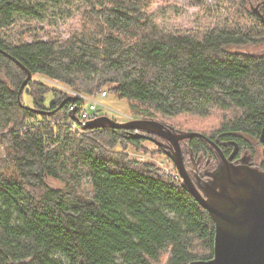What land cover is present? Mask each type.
I'll list each match as a JSON object with an SVG mask.
<instances>
[{
  "label": "trees",
  "instance_id": "trees-1",
  "mask_svg": "<svg viewBox=\"0 0 264 264\" xmlns=\"http://www.w3.org/2000/svg\"><path fill=\"white\" fill-rule=\"evenodd\" d=\"M43 1L57 8L64 0ZM76 1L91 19L67 39L14 45L0 40V264L211 259L209 213L179 180L116 151L128 144L143 151L147 139L122 129H85L78 118L83 98L60 106L69 92L34 76L81 96L106 89L128 100L138 116L173 128L166 120L217 111L223 115L218 129L201 134L226 157L235 146L236 157L254 153L246 138L259 141L264 124V51L242 49L264 44V0H238L260 31L212 29L200 38L161 32L144 15L148 0ZM38 6L0 0V30L16 16L38 17ZM3 52L31 73L21 103L17 94L27 74ZM182 143L188 149L182 150L185 167L188 157L196 173L199 156L216 161L202 139ZM259 169L264 171V153ZM46 178L63 187L51 188Z\"/></svg>",
  "mask_w": 264,
  "mask_h": 264
},
{
  "label": "rangeland",
  "instance_id": "rangeland-1",
  "mask_svg": "<svg viewBox=\"0 0 264 264\" xmlns=\"http://www.w3.org/2000/svg\"><path fill=\"white\" fill-rule=\"evenodd\" d=\"M27 3L39 5L38 17H19L16 16L14 24L0 30V40L6 44H19L21 42H31L33 40L47 41L50 39L61 38L67 39L71 34L78 33L85 26L89 13L84 4L76 0H64L59 7L51 8L44 3L43 0H24ZM149 5L143 11L145 17L157 26L161 32L187 35L193 38H200L203 34L212 29H220L226 31H260L258 26L244 15L243 8L239 5L238 0H148ZM87 10V11H86ZM88 23V22H87ZM247 52L264 51V44L254 47L242 49ZM35 80H41L48 83L64 92H69V95L77 93L68 90L69 88H61L56 82L47 79H41L34 76ZM105 91H107L105 89ZM83 108L91 104L88 99H91L96 109L94 114L106 116L118 123H125L136 119H145L136 114L130 103L126 99H120L115 94L107 92L106 97L101 98L100 93L95 96H83ZM29 103V99L26 98ZM223 115L219 112H214L210 117L199 118L190 115H181L176 118H170L167 124L173 125L174 129L185 132H202L212 134L218 129ZM160 120V119H159ZM156 121V120H155ZM159 139V138H156ZM253 147L254 153L250 150H244L240 157H235V163H239L241 158H248L249 165L259 168L263 161L264 147L260 141L246 138ZM160 140V139H159ZM141 150L137 151L132 145L117 146L116 151L125 152L129 159H134L140 162L153 164L156 168L168 173H177L173 163L168 159L165 153L159 152L161 147L150 140H144ZM183 153L187 152V146L181 144ZM162 151V150H161ZM212 158L199 156L196 161L198 165V174L214 170L218 164ZM206 160V161H205ZM186 168L190 175L193 176V165L186 157ZM161 171V173H162ZM177 177L180 179L179 175ZM178 179V180H179ZM48 186L51 188H62L61 181L46 178ZM82 188L85 193L89 192V187L86 184Z\"/></svg>",
  "mask_w": 264,
  "mask_h": 264
},
{
  "label": "water",
  "instance_id": "water-1",
  "mask_svg": "<svg viewBox=\"0 0 264 264\" xmlns=\"http://www.w3.org/2000/svg\"><path fill=\"white\" fill-rule=\"evenodd\" d=\"M254 11L259 13L257 8H254ZM260 18L263 20V16L260 15ZM15 62L27 74L17 94L21 103V92L31 79V73L20 63ZM77 99L78 96L70 95L60 106L67 100L74 105ZM69 112L75 120L76 108L72 107ZM82 125L85 129L110 128L133 131L131 133L133 138H146L165 149V155L178 172L181 186L209 213L214 223L213 257L209 260L192 261L189 264H264V171L249 165V159L246 157L235 163L233 159L238 153L236 146L231 155L226 157L220 145L205 135L176 130L152 119L118 123L106 116H99ZM195 137L210 145L218 164L210 172H204L202 175L195 172L191 176L184 164L181 144ZM259 141L264 145V124Z\"/></svg>",
  "mask_w": 264,
  "mask_h": 264
},
{
  "label": "built area",
  "instance_id": "built-area-1",
  "mask_svg": "<svg viewBox=\"0 0 264 264\" xmlns=\"http://www.w3.org/2000/svg\"><path fill=\"white\" fill-rule=\"evenodd\" d=\"M73 93V92H72ZM106 92L105 91H101L100 92V97L101 98H104V97H106ZM76 96H79V98H83V96H81V95H78V94H76ZM84 99V98H83ZM88 101L91 103V104H89L88 105V107H86V108H83V109H81L80 111H79V113H78V115H79V121L81 122V123H85V122H87V121H90V120H93V119H95L98 115L97 114H94V112H95V109H96V105H95V103L91 100V99H88ZM164 174H167L168 176H170V177H172V178H174V179H176V180H178L179 178L177 177V173H168V172H164ZM179 181L181 182V180L179 179Z\"/></svg>",
  "mask_w": 264,
  "mask_h": 264
},
{
  "label": "flooded vegetation",
  "instance_id": "flooded-vegetation-1",
  "mask_svg": "<svg viewBox=\"0 0 264 264\" xmlns=\"http://www.w3.org/2000/svg\"><path fill=\"white\" fill-rule=\"evenodd\" d=\"M78 98H79V96H78ZM155 137V136H154ZM156 138V137H155ZM193 174H195V171L193 170V172H192ZM197 173H198V171H197Z\"/></svg>",
  "mask_w": 264,
  "mask_h": 264
}]
</instances>
